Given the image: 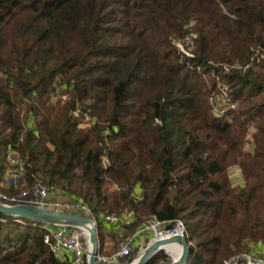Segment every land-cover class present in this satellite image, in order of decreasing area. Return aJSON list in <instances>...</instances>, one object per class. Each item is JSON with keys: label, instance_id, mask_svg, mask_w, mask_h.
<instances>
[{"label": "trees", "instance_id": "obj_1", "mask_svg": "<svg viewBox=\"0 0 264 264\" xmlns=\"http://www.w3.org/2000/svg\"><path fill=\"white\" fill-rule=\"evenodd\" d=\"M40 182L86 202L100 253L127 211V236L182 220L186 264L264 244V0H0V191ZM45 225L0 212V264H71Z\"/></svg>", "mask_w": 264, "mask_h": 264}, {"label": "built area", "instance_id": "obj_2", "mask_svg": "<svg viewBox=\"0 0 264 264\" xmlns=\"http://www.w3.org/2000/svg\"><path fill=\"white\" fill-rule=\"evenodd\" d=\"M189 38L186 39L188 41ZM226 87L223 88V95L227 96ZM76 114H79L76 111ZM92 117L88 111L83 114V125H90ZM9 172L21 174L20 161L17 157L10 158ZM58 190L47 183H37L30 190H23L17 194H6L0 192V201L6 204L29 203L58 211L86 212L90 211L88 205L82 199L75 198H52V194ZM138 199L141 194L136 195ZM80 214V213H79ZM105 220L109 223L129 224L133 218V212H125L122 215L109 214ZM46 234L44 240L58 253L64 255L71 253V264H89L88 239H84L86 233L70 225H45ZM141 232L152 234V239H162L171 235H184L189 238L187 228L182 220H178L172 228H167L165 222L157 216H152L143 222ZM83 234L85 236H83ZM134 253L133 237L122 238L116 250L111 253H99L98 264H128ZM226 264H264V249L250 251L234 256L226 261Z\"/></svg>", "mask_w": 264, "mask_h": 264}, {"label": "water", "instance_id": "obj_3", "mask_svg": "<svg viewBox=\"0 0 264 264\" xmlns=\"http://www.w3.org/2000/svg\"><path fill=\"white\" fill-rule=\"evenodd\" d=\"M0 212L14 217H23L48 225H70L87 231L89 244V264H98L100 241L97 233V223L90 216L75 212L58 211L29 203L6 204L0 201ZM85 232V231H84ZM179 243L182 254L179 258L164 261L161 264H186L189 256V238L184 235H171L162 239H153L138 253L137 257L129 264H147L159 251L166 250L163 244Z\"/></svg>", "mask_w": 264, "mask_h": 264}, {"label": "crops", "instance_id": "obj_4", "mask_svg": "<svg viewBox=\"0 0 264 264\" xmlns=\"http://www.w3.org/2000/svg\"><path fill=\"white\" fill-rule=\"evenodd\" d=\"M26 181L21 174H12L7 170L5 174V178L1 183V186L5 189H19L25 185ZM59 195L58 192L52 194V198H55ZM126 223H109L106 220L104 221V231H105V239L102 243V251L103 253H111L117 249L119 241L127 236V228L125 227ZM133 237V247L134 250L139 249L142 251L147 245L146 241L148 239H152L151 233H145L136 231L132 235H128ZM149 241V242H150ZM263 247V246H262ZM257 247H255L256 249ZM253 249V250H255ZM256 249L255 251H257ZM61 256L67 255L71 257V253L66 252L64 255L60 254Z\"/></svg>", "mask_w": 264, "mask_h": 264}, {"label": "rangeland", "instance_id": "obj_5", "mask_svg": "<svg viewBox=\"0 0 264 264\" xmlns=\"http://www.w3.org/2000/svg\"><path fill=\"white\" fill-rule=\"evenodd\" d=\"M56 98H57L56 96H53L52 100H53V101H56ZM249 139H250V140L248 141L247 149L252 150V149H253V141H252L251 137H249ZM231 175H232V180H233L234 183H237L238 181H240V180L242 179L238 167H232V168H231ZM110 188H111V189H117V187H116L115 185H111ZM0 192H2V191H0ZM4 193H5V192H4ZM6 194H8V193H6ZM9 195H10V194H9ZM93 217H94V216H93ZM83 236H85V235L83 234ZM86 238H87V235L85 236L84 239H86ZM262 246H263V247H262ZM87 247H88V249H89V245H87ZM255 247H257L256 249H264V244H260V243H257V244H251V250H252V251H255V250H256ZM170 248L174 250L176 256L179 255V254L181 253V248H182V247H181L180 245H170ZM253 249H255V250H253ZM164 251L168 254V257L170 258V260H172V256L175 257V255L173 254V252H171L170 250H164ZM140 252H141V251H139V253H140ZM136 257H137V256H136ZM136 257H135V258H136ZM135 258H134V259H135ZM134 259H133V260H134ZM133 260H132V261H133Z\"/></svg>", "mask_w": 264, "mask_h": 264}, {"label": "bare ground", "instance_id": "obj_6", "mask_svg": "<svg viewBox=\"0 0 264 264\" xmlns=\"http://www.w3.org/2000/svg\"><path fill=\"white\" fill-rule=\"evenodd\" d=\"M84 231H85V233L87 234V231H86V230H84ZM170 245H180V246H181V244H179V243H168V244H163V245H162V247H164V249H166V250H170L171 252H173V254L175 255V257L172 256V258H174V259L179 258V256L182 254V248H181V253H180L179 255L176 256L174 250L170 248ZM181 247H182V246H181Z\"/></svg>", "mask_w": 264, "mask_h": 264}]
</instances>
